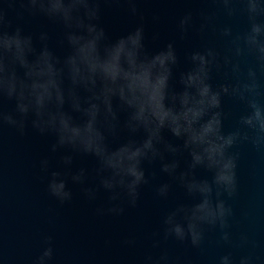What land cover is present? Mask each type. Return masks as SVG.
<instances>
[{
    "label": "clouds",
    "instance_id": "obj_1",
    "mask_svg": "<svg viewBox=\"0 0 264 264\" xmlns=\"http://www.w3.org/2000/svg\"><path fill=\"white\" fill-rule=\"evenodd\" d=\"M208 2L216 7L201 14V35L216 31L217 11L229 20L242 17L246 28L219 29L226 42L223 54L205 46L187 54L188 67L181 70L173 43L154 53L146 49L142 23L109 38L101 6L124 3L136 16L137 0H0V139L5 129L22 137L29 126L52 137L51 157L39 162L48 195L63 205L72 200L69 183L80 186L89 202L103 191L108 206L96 209L101 216L122 215L124 204L135 208L141 188L155 179V173L146 175L145 165L158 162L160 172L191 202L178 203L164 216L162 233L153 234L154 249L170 239L201 249L212 230L219 231L220 242L231 245L233 210L227 200L237 192V149L250 145L264 154V0ZM35 18L59 30L56 46L64 49L62 56L50 47L48 31L35 38L25 32L22 23ZM191 27L189 12L177 24L181 38ZM221 71L225 82L214 85L213 73ZM225 98L245 107L228 132ZM5 101L14 107L6 110ZM165 132L179 143L167 141ZM60 153L53 170L50 160ZM74 157H90L95 167L73 171ZM198 170L208 176L199 178ZM90 176L93 186L87 184ZM171 188L161 183L155 194L167 199ZM247 243L242 236L239 246ZM53 256L49 236L31 264H52ZM143 264L174 262L161 250L158 256L146 255ZM218 264H233L232 254L219 257ZM238 264H252V257L242 256Z\"/></svg>",
    "mask_w": 264,
    "mask_h": 264
},
{
    "label": "water",
    "instance_id": "obj_2",
    "mask_svg": "<svg viewBox=\"0 0 264 264\" xmlns=\"http://www.w3.org/2000/svg\"><path fill=\"white\" fill-rule=\"evenodd\" d=\"M101 7V24L110 39L126 35L142 23L146 49L154 53L173 43L181 70L188 67L187 54L205 46L214 47L223 54L226 42L219 36V29L231 25L234 32H240L246 28L242 17L229 20L217 11L213 21L216 31L208 29L201 35L197 31L202 23L201 14H210L216 7L208 0H137L136 16L128 13V5L124 3ZM189 12L193 16V27L181 38L177 24ZM22 26L34 38L41 31H48L50 47L56 55L64 54V49L56 46L59 30L47 20L28 19ZM212 82L214 85L225 82L223 71L214 72ZM3 106L6 110L14 107L7 101ZM223 109L226 113L224 131L228 132L235 127L245 107L225 98ZM164 136L173 144L179 143L166 132ZM53 142L52 137L40 136L30 126L22 137L14 130L5 129L0 139V264H31L49 236L54 248L52 264H143L146 255L155 257L161 250L167 251L174 264H218L219 257L228 253L232 254L233 264H238L242 256H251L252 264H264V154L250 145L237 149L240 153L236 169L237 192L227 200L233 210L228 229L232 244L220 242L219 231L212 230L206 233L201 249L171 239L154 249L153 234L162 233L164 216L178 203L191 202L178 184L160 172L159 163L145 165L146 175L155 173V179L141 188L135 208L124 204L122 215L101 216L96 209L108 206L107 194L103 191L95 201L89 202L81 194L80 186L69 183L72 200L63 205L48 195L46 174L41 172L39 162L51 157L49 148ZM61 154L50 160L53 170ZM186 159L185 154L181 158V169ZM94 167L95 161L90 157H74L71 165L73 171L85 168L91 172ZM197 176L205 178L208 174L198 170ZM161 183L172 185L167 199L155 194V187ZM87 184H95L91 176ZM242 236L248 243L240 247ZM126 240L134 243L125 244Z\"/></svg>",
    "mask_w": 264,
    "mask_h": 264
}]
</instances>
